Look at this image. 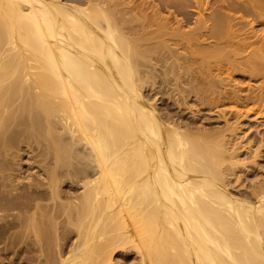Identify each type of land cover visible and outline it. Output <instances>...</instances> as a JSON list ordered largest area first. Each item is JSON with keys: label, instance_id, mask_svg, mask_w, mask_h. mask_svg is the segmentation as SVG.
Returning <instances> with one entry per match:
<instances>
[{"label": "bare ground", "instance_id": "bare-ground-1", "mask_svg": "<svg viewBox=\"0 0 264 264\" xmlns=\"http://www.w3.org/2000/svg\"><path fill=\"white\" fill-rule=\"evenodd\" d=\"M230 46L264 78V0H0V264H264V171L147 99L264 112L202 72Z\"/></svg>", "mask_w": 264, "mask_h": 264}, {"label": "rangeland", "instance_id": "rangeland-1", "mask_svg": "<svg viewBox=\"0 0 264 264\" xmlns=\"http://www.w3.org/2000/svg\"><path fill=\"white\" fill-rule=\"evenodd\" d=\"M194 17H196V15ZM194 20H195V18H194ZM190 25H193V24H190ZM252 47L256 48V45L252 46ZM252 47H250V48H252ZM227 48L224 51L227 52ZM230 48H231V50L228 49L229 50L228 53H227L228 56H227L226 52H225V54H226L225 55V54H223L224 53L223 51H222L223 52L222 53L220 50H217L216 52L213 51L214 53L212 52L213 54L211 53L212 55H210L208 58L206 57L204 60H201V61H205V62L202 63L200 61L201 65H203V68H207V66H208L209 71L205 70V69H204L205 71L202 70L203 68L201 67L200 64H197L196 67H198L199 69L201 68L202 72H205V73H209L210 72L209 75H213L214 74L215 76L214 75L210 76V78L214 79V81L216 82L215 85H218V86H216V88H218V89L220 88L221 90L222 89L223 90L226 89L228 91H230V90L232 91V89L234 88L233 90H239V92H241V94H243V95H245L247 93H250L251 91H253V89L257 92L258 90L256 88L257 85L255 83L256 82L255 79L257 78L256 79L257 82H258V80L260 82H262V80H264V78L258 76L256 78H252L251 79L252 81L247 79L248 78V74H246V73H249V72H248V69H246L245 65H244V67H241L243 65L237 66L236 68H234L236 71L234 69H231V71L228 70L231 73L230 74L231 78L227 77V76H229L228 75L229 72H227V70L225 68L229 64H228V62H226L225 59H227V61L230 59L229 60L230 62H231V60L235 61L234 57H233V56H235L237 58L236 60L240 61L241 58H242L241 56L245 57L246 54L249 53V52L246 53L248 51L247 50L243 54L241 53V55H239L238 54L239 51H237L234 46L233 47L230 46ZM232 48L233 49L235 48V50L237 52L235 50H233ZM180 49H179L180 52L184 51V49H183V51L180 50ZM251 50H255V49H251ZM234 51L236 53H234ZM219 52L221 53L220 55H219ZM233 54H236V55H233ZM238 55H239V57H237ZM229 56H231V58H229ZM210 57L211 58L213 57L214 59H219V60H217V61L216 60H211ZM222 60H223V62H222ZM215 62H217V64ZM204 64L206 66H204ZM221 64L222 65L224 64V65L222 66ZM216 66H218L217 68H219V69H217V68L215 69ZM220 66H222V67H220ZM223 68H224V70H223ZM243 70H245V71H243ZM246 70H247V72H246ZM181 75H184V73H182ZM249 75H250V73H249ZM186 76L187 75H185L184 77L186 78ZM210 78L207 77L208 80H210ZM232 78H234V79H232ZM243 78H245V79L243 80ZM157 79L158 80H156V81H157L159 86H157V83H156V85H155L156 88H154L152 91H147L148 95L145 94L146 91L144 92V95L149 96L148 98L146 96V98L148 100L150 99L152 104L154 103L153 104L154 106H156L158 109L160 108V110H162L165 113L173 112L174 116L176 115V113H178L177 117L181 118V120L183 122H186V123L188 122V124L190 125L189 130L191 129L192 131L194 130L196 132L199 130L201 133H202V131H205L204 133H207L206 132V130H207V131L210 132L211 135H212L213 132H214L213 134H218V133H215V132H220V134H224V136H228V137H226V139H227L228 142H230L229 143L230 151L227 152L226 155L231 156V155L234 154L235 156H237L236 159L238 158V160L240 161V163L236 162V164L234 165V167L232 169L233 171H237V175L231 177V180H232V183H233L234 186H241L240 188L239 187L238 188L239 189H244L246 183H248L250 180H255V179L258 178L257 176L254 175V173H255L254 171H258V169H259V171H264V118H262V117H264V115H263L264 112H261L262 114L261 113H259V114L256 113V112H259V110L262 108L261 106H260L261 108L259 110L257 108L258 105H255V107L253 106L252 109H251V105L247 106L248 108L247 107H242V106H239V107L236 106L235 107V105H233V103H229V101L228 102L227 101L226 102H222V103L218 104V106L217 105L213 106V105H209V104L207 105V104L199 103L200 101L199 100H198L199 102L197 101V98H195L196 96H194V94H190V96L187 97L185 100H180L181 103L177 105L175 100L178 97V95H177V97L176 96L173 97L174 92L172 90L171 91L173 93L171 91L169 92V89H171V87H169V86H168L169 88L167 86H164L165 88H163V85H162V88H160L161 84H159V82H161V80H159V77ZM216 79H218V81ZM235 80H236V82H235ZM237 81H239V82H237ZM221 82H224V83H221ZM233 82H235V83H233ZM240 82H241V84H240ZM260 82H258V86L260 85L259 84ZM236 83H238V85H239L238 89H237V86H234V85H236ZM254 83H255V85H254ZM215 85H214V87H215ZM228 85H229V88H228ZM241 86H242V88H241ZM240 89H241V91H240ZM171 93H172V95H171ZM171 96L173 98H171ZM229 104H231L232 107ZM253 108L255 109L256 112H254ZM221 112H223V113H221ZM240 112H241V115H240ZM194 117H196V118H194ZM225 118L228 119V120L226 121ZM226 124H228V125H226ZM222 128L223 129L225 128L226 130L225 129L222 130ZM211 129L212 130L215 129V130L212 131ZM218 130H220V131H218ZM209 132H208V134H209ZM236 138H238V139H236ZM236 144H237V146H236ZM36 154H37V152L33 153L32 157H33L34 160H36V159L38 160L39 159L38 157H34V156H36ZM30 163H32V164H30V167L36 165V163L33 162L32 160H31ZM226 164H229V163H226ZM249 176H251V177L249 178ZM237 180H238V182H237ZM66 225H68V224H66ZM71 226L72 225L70 224V226H68V227H71ZM71 228L73 229L71 233H75L74 232V227H71ZM71 228H70V230H71ZM72 235L71 234L67 235L69 237L68 240H70V239L72 240V238H74V236L76 237V234H74V236H72ZM75 239L76 238H74L73 241ZM68 240L66 239V242ZM69 242H71V241H68V243ZM68 243H66L65 246H64V248H66V250L71 245L69 243V246H68L67 245ZM37 255H38V253L33 252V253H31V255L29 254L28 256L29 257L31 256L32 258H34ZM134 262L135 261H134L133 257H131V255L128 254V255L123 256V257L122 256L121 257H118V256L116 257L115 256L114 259L110 262V264H135ZM0 263H1V261H0ZM31 263L34 264L33 261H28V264H31ZM6 264H7V262H6Z\"/></svg>", "mask_w": 264, "mask_h": 264}]
</instances>
